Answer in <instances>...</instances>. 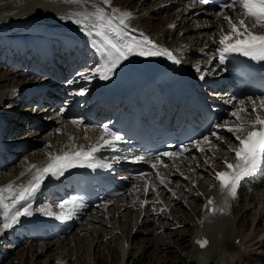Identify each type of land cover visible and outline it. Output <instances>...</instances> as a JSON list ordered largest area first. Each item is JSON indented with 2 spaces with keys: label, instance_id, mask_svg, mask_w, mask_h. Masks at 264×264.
Listing matches in <instances>:
<instances>
[{
  "label": "bare ground",
  "instance_id": "obj_1",
  "mask_svg": "<svg viewBox=\"0 0 264 264\" xmlns=\"http://www.w3.org/2000/svg\"><path fill=\"white\" fill-rule=\"evenodd\" d=\"M2 1L0 0V10L3 11L5 5ZM11 1L10 3H12ZM15 1L13 0L12 4H15ZM51 1L17 0V3L27 4L26 8L23 5L20 11H15L16 9L14 10L12 7V12L9 10L10 12L6 14L9 17L3 15L2 18H6L0 19L1 58L7 56V52L12 54V58L14 54H18V50L14 49L15 44H12V49H9V46L8 50L4 49L3 44L8 38L2 37L3 32L22 31L28 33L24 40L9 39H12L14 43H20L22 48L26 49L27 41L35 38L49 47L48 50L54 54L57 63L56 71L53 74L46 73L43 78L44 73L38 72L42 71V66L48 67L46 60L38 61L36 70L32 65L28 71L21 70L19 72L3 66L0 62V116L4 118V129L7 130V126L11 125V129L15 131V136L5 134L4 137L5 139L10 138L11 143L3 153L4 160L0 166V188L6 187L8 184H12L14 188L24 186L30 173H36L37 169L32 168V165L40 167L43 162L50 159L49 154L55 156L64 148L92 147L102 143L100 137L105 134L101 130L100 124L95 120L89 121L83 116L74 118V120L70 119L73 110L69 111V105L78 99L81 89L95 87L98 84L101 78L95 74V69L101 67L105 62V57L97 50L100 38L95 35L89 36L81 26H74L76 23L73 20L61 18L74 13H93L97 7H102L109 15H113L114 10H119L114 14L115 19L121 13L133 8L136 13H134L135 15L131 14L132 16L125 20V32L138 40H142L144 36L154 39V43L162 48H170L173 55L181 62L176 64L166 56L135 55L137 59L145 58L146 63L157 71L178 66L188 68L199 93L203 94V97L216 109L224 108L225 104L230 102L229 107L234 110L227 108L226 114L222 116L223 120L229 123V127H235L240 121L250 123L255 120V114H252V101H256L259 105V101L264 98L249 94H237L234 90L222 92V94L216 92L217 90L214 92L210 90L211 88L233 85L218 60L221 33L230 31L227 22L218 16L221 11H209L201 4L190 7L192 5L190 0H162L160 4L159 0H153V4L156 5V9L160 13L165 11L166 7L170 9L177 5L182 9H178L176 14L179 15L182 11L185 13V17L178 23L168 20L162 26L156 24L150 28L146 20L148 8L145 0L140 5L135 0L129 2L110 0L108 5L104 4L103 0H86V2H96L93 6L86 4L84 0H79V2L77 0H54L60 2L61 8L65 6V9L60 8V11L52 19L47 20L41 13L45 11L43 8L52 5ZM10 3H7L8 6L11 5ZM224 12L233 17L234 21L244 19L245 24L254 33L264 34V27L259 25L253 27L252 20L242 16L238 6L236 11L227 9ZM15 18L18 19L11 23L13 21L11 19ZM92 19L95 18L92 17L86 23L90 25ZM186 20L187 22L202 20L206 23L201 26L183 27L182 22ZM116 22L118 23V19ZM180 23H182V27L179 35L184 33L185 36L173 37V29ZM17 26L24 28L21 30L10 29ZM205 35H213L214 38L203 43ZM69 41L72 48L71 58L66 57L67 50L62 49ZM199 44H204V48H201L202 46ZM2 51L6 54L2 55ZM212 58L213 61H211ZM72 60L76 63V67L69 73L67 70L63 72L62 69L65 66L68 67ZM82 72L86 75L90 74L92 78L81 83L82 77L79 73ZM199 73L201 75L198 76ZM209 75L210 77L214 75V77L209 79ZM223 94L227 98L224 101L219 98ZM39 98L44 100L45 104L42 107L37 104ZM64 101L69 103H64ZM80 101H86V99ZM57 103L60 104L57 105ZM90 103L92 102L88 100L85 105ZM17 104H25V107L19 108ZM77 107L73 109L76 111ZM27 108L28 110H25ZM241 108L247 109V111L239 112L240 121H237L236 117L232 116V112ZM244 113H248L249 118L241 117V114ZM258 114L264 116V109H258ZM22 120L24 123L27 122L25 125L28 124L24 128V134H20L23 131L19 124ZM40 135L43 137L39 139ZM60 136L64 137L65 141L62 142ZM105 138L110 137L105 136ZM35 141H41V148L28 150ZM199 141L201 147L205 149L204 152L199 151L195 144H191L189 148L192 151L189 156L163 159L169 166H158L157 169L146 173L145 178L141 181L131 182L125 174L118 176L116 182L126 183L127 189L118 196L108 198L104 204L95 207V209L84 207L80 201L72 199L76 201V205L74 209L66 208L64 210L69 213L67 219L59 218L61 209L55 201L51 199H45L44 202L39 201V197L47 194L48 186H50V184L48 186L42 184L34 197L25 201L31 204L38 215H27L26 218L28 220L42 218L45 223L57 218L62 221H76V225L70 233L62 237L55 239L39 237L35 241L31 240L19 245H14L8 235V230L13 229L18 223L10 229L3 230L0 232V264H122V260L125 259L124 254H131L133 258L140 261L149 258L153 264H204L206 261L201 260L200 253L206 252L207 247L211 249L213 245L216 246L215 249L224 247L230 252L231 256L226 264H238L237 261L241 257L244 259L253 253L251 247L254 246L252 244L254 240L258 239V243L264 244V224L258 232H256L257 228L252 230L256 220L257 224L264 223V203L261 204V201H264V176H261V185L253 175L244 178L240 182L235 197L229 196L225 190L226 194L220 207L223 212L220 210L215 213L210 212L208 201L217 186L214 169L224 167L223 161H229L232 158L230 149L236 140L233 133L222 127L218 130L217 135L210 139V144L204 143L202 138ZM110 151L111 148L105 146L96 153ZM19 153H22L21 158L17 157ZM224 157L226 158L223 159ZM103 160L106 161L103 167L110 168L111 172L115 171V166L120 169H126L129 166L127 161L115 154H112L111 158L110 156L103 157ZM105 165H111V167ZM157 171L166 178L165 184H160L156 176ZM146 182L149 189L147 192L144 190ZM172 190L175 191V195ZM248 194L249 199L247 198ZM5 195L8 194L5 193ZM240 195H246L241 208L238 207L239 204L237 205ZM144 201H148V203L144 204ZM230 203L235 205L231 212V205L228 206ZM204 204L205 207H203ZM248 210H253L250 216L251 227L245 228L243 225L245 219L240 221L241 217L239 216L242 211L241 215L243 216ZM2 212L3 209L0 208V223L3 221ZM221 216L229 221V224L226 223L228 226L223 227L222 223L225 222H222L224 219L221 220ZM20 220L24 219L20 218ZM201 221L218 226L217 231L211 235L212 241L210 239V243L205 248L194 241V230L199 229ZM132 222L137 224L136 232L139 238V241L135 242L138 243L135 251L127 248L132 239ZM183 224L184 228H180V225ZM17 236L20 237L19 234ZM220 237H224L223 240ZM237 239L239 242L236 241ZM125 242L128 244L127 246H125ZM243 247L244 250H242Z\"/></svg>",
  "mask_w": 264,
  "mask_h": 264
},
{
  "label": "snow or ice",
  "instance_id": "obj_2",
  "mask_svg": "<svg viewBox=\"0 0 264 264\" xmlns=\"http://www.w3.org/2000/svg\"><path fill=\"white\" fill-rule=\"evenodd\" d=\"M77 2H79V0H77ZM199 2L207 5L211 0H199ZM103 3L108 5L110 4V0H103ZM237 6L242 16L252 20L253 27L257 25L264 27V0H231V3L223 4L221 8L236 11ZM117 11L119 10H114L113 15H109L104 8L97 7L93 13H74L67 17H61L62 19L73 20L76 24L81 25L82 30L86 31L89 36L95 35L100 38L97 50L105 57V62L101 67L95 69V74L99 75L101 79H109L114 70L132 55L166 56L176 64L181 62L171 51L155 44L147 36H144L142 40L130 37L129 34L125 32V20L131 16V13H121L119 17L114 19V14ZM218 16L227 22L230 29L228 33H221L219 40L220 46L218 48L220 64H224L227 57L233 53H238L255 60H264V34L254 33L245 24L244 19L234 21L233 17L226 15L224 11L219 12ZM92 17L95 18V23L90 28L86 21L90 20ZM117 19L118 23L116 22ZM197 71H199V68H197ZM79 75L85 80H90L92 78L90 74L86 75L83 72L79 73ZM85 92L86 89H81L79 94L84 95ZM252 105V114L256 115L254 121L250 123L240 121L238 113L247 111V109L241 108L232 112V116L236 117L237 121H240L235 127H227L225 124L214 125L216 128L223 127L226 128L228 132L233 133L235 140L239 144V147L230 149L234 153L237 162L228 163L227 160L223 161L226 168L230 171H221L215 174L216 179L220 182L221 190H227L228 195L231 197L236 196L240 182L247 176L253 175L257 169L264 164V117L258 114V109H264V99L259 101V105H257L256 101H252ZM74 123H77V121H74ZM246 129L247 131H245ZM241 133L244 134L241 135ZM104 134L105 135L100 137L102 143L93 145L87 151L79 150L65 152L63 155L55 156L49 154L50 163L44 168L40 169L37 168L36 165H32V168L37 169L36 175L26 187L20 186L19 188H14L12 184H8L6 187L0 188V208L3 209V221L0 223V232L10 229L15 224L19 223L20 217L31 214L30 205L23 208H17V205L24 201L31 200L40 189L46 176L63 175L64 171L77 166L95 168L97 164L94 153L105 146L115 148L116 143L122 140L119 134L112 132L106 125L104 126ZM213 135L217 134L213 133ZM105 136L110 138H105ZM204 143L210 144L211 141L205 137ZM195 147L201 152L205 151V149L201 147L200 141L195 143ZM183 151H188L187 147L182 149V152ZM182 152L157 153L151 160L147 159L145 155H139L134 158V161L150 162V166L153 169H157L158 166L168 167L169 165L164 162L162 157H179ZM205 162L207 163V161ZM105 166L111 167V165ZM143 175L145 174H142V176ZM156 176L160 184H165L166 178L158 171L156 172ZM144 190L145 192L149 190L147 182ZM5 193L8 195L6 196ZM173 195H175V193H173ZM143 203L147 204L148 201H144ZM213 203L214 201L211 199L208 201L209 205ZM75 205V200L61 202L58 205L61 209L59 218H69V213H66L64 210L68 206L74 209ZM210 210L213 213L217 211L215 207H212ZM220 211L223 210L220 209ZM197 243H199L201 247H205L208 241L200 240L197 241Z\"/></svg>",
  "mask_w": 264,
  "mask_h": 264
},
{
  "label": "rangeland",
  "instance_id": "obj_3",
  "mask_svg": "<svg viewBox=\"0 0 264 264\" xmlns=\"http://www.w3.org/2000/svg\"><path fill=\"white\" fill-rule=\"evenodd\" d=\"M4 1V2H3ZM2 1V3H3V5H5L4 6V8L5 9H3V11L2 10H0L1 12V15H0V19H5V18H2L3 17V15H5V16H7L6 14H8L10 11L9 10H11V9H13L14 8V10L15 11H20V9L23 7V5H24V8H26V6H27V4H25V3H22V4H20L21 2H19V3H17V0L15 1L16 3H17V5H16V3L15 4H12L13 3V0L11 1V0H3ZM8 1V2H7ZM10 1L12 2V3H10ZM38 2H39V0H37ZM115 1H124V2H129L130 0H115ZM144 0H135V2L138 4V5H140L141 4V2H143ZM160 1H162V0H159L158 1V3L160 4ZM6 2V3H5ZM54 2V3H53ZM84 2L86 3V4H88V5H94L96 2H86V0H84ZM116 2V3H117ZM144 2H146L147 4H146V7L148 8L147 10L148 11H146L147 13H148V15H146V20L148 21V25L150 26V28H153V26H155L156 24H160V26H162L163 24H165L168 20H172L173 22L172 23H175V22H180V21H182L183 19H184V17H185V13L184 12H182L181 11V13L178 15V14H176L177 13V11H178V9H182V7L180 6H177V5H175V6H172L170 9H167V7L165 8V11H162L161 13L158 11V9H156V5H154L153 4V0H145ZM10 3L11 5H9L8 6V4ZM19 4V5H18ZM51 6H49V7H46V8H43V9H45V11L43 12V13H41V15H43V16H45L46 18H47V20H49V19H52L53 17H54V15L55 14H57V12H59L60 11V8H61V6H60V2H56V1H54V0H52L51 1ZM118 5H119V3H117ZM150 4H152V5H150ZM162 4H164V3H162ZM2 5V6H3ZM21 5V6H20ZM17 6H19V7H17ZM8 7V8H7ZM13 7V8H12ZM1 8H3V7H1ZM61 9H65V6H62V8ZM13 10V11H14ZM133 10V11H132ZM153 10V11H152ZM14 11V12H15ZM108 11V10H107ZM176 11V12H175ZM11 12H12V10H11ZM122 12H124V11H122ZM125 12H127V13H129V12H132L131 14L133 15L134 13H136L135 11H134V9L132 8V9H130L129 11H125ZM152 12V13H151ZM3 13V14H2ZM32 13H35V12H32ZM131 15V16H132ZM135 15V14H134ZM162 15V16H161ZM10 16H14V15H10ZM130 16V17H131ZM7 17H9V16H7ZM19 18V17H18ZM18 18H15V19H11V20H13L11 23H13L14 21H16ZM89 21V20H88ZM11 23H9L8 22V24H11ZM183 23V27H186V26H201V25H203V23H206V21H202V20H197L196 22H187V20L186 21H184V22H182ZM182 23H180V24H178L177 26H176V28H174L173 29V32H172V35H173V37H178V35H179V31H180V28L182 27L181 26V24ZM92 24H94V23H92V22H90V25H89V27L92 25ZM188 24V25H187ZM74 26H81V25H78V24H74ZM84 31V30H83ZM5 33H7V32H5ZM3 34H4V32H3ZM184 33H181L179 36H181V35H183ZM183 36H185V35H183ZM214 38V36L213 35H205V37H203V43H207V41L208 40H210V39H213ZM176 39V38H175ZM3 41V40H2ZM6 42H7V40H6ZM4 43L3 45H4V49L5 50H8V46H9V49H12V46L14 45V41L13 40H11L9 43L7 42V43ZM16 43V42H15ZM9 44V45H8ZM13 44V45H12ZM199 46H202L201 48H204V44H199ZM17 47V48H16ZM205 48H206V46H205ZM14 49L17 51L18 50V46L17 45H15L14 46ZM3 55V54H2ZM195 57H198V55H195ZM89 61V60H88ZM88 61H86V62H88ZM211 61H213V58L211 59ZM85 65H87V64H85ZM66 68H67V66H65L63 69H62V71L64 72H66ZM45 76H46V74H44V77L43 78H45ZM214 77V75H212L211 77H210V75H209V79H211V78H213ZM223 92V91H222ZM222 92H221V94H222ZM220 94V93H219ZM220 98V100H222V101H224V100H226L227 98L225 97V96H223L222 95V97L220 96L219 97ZM222 98V99H221ZM224 98V99H223ZM226 98V99H225ZM61 103V102H60ZM60 103H57V105H59ZM20 106H22V105H19V107ZM24 107H25V104H24ZM42 107V106H41ZM229 110H234V109H232L231 107L229 108ZM241 117H245V118H249V116H248V113L246 114V113H244L243 115H241ZM70 119L71 120H74V118H71L70 117ZM248 121H251V120H249V119H247ZM22 122V121H21ZM24 123V122H23ZM25 123H27V122H25ZM25 123L24 124H22V123H19V124H21V128H23V131H24V128L26 127V126H28V124H26L25 125ZM27 129V128H26ZM21 132L20 134H24L25 133V131L24 132ZM18 133V132H17ZM43 137V135H40V137H39V139L40 138H42ZM60 140L63 142V141H65L64 140V137L62 138V136H60ZM34 144H32V146L31 147H29L28 148V150H33L34 148L35 149H39V147L41 148V141L39 142V141H35V142H33ZM27 150V149H26ZM22 155V153H19L18 154V156L17 157H22L21 156ZM19 158V161L21 160ZM226 157H224L223 159H225ZM179 171H181L180 169H179ZM258 184L259 185H261L262 184V180H259V182H258ZM172 193H175V191L174 190H172ZM244 197H246V195H240V199L238 200V202H237V205H238V207L239 208H241L243 205H244V201H243V198ZM249 197V194L247 195V198ZM246 198V199H247ZM249 199V198H248ZM42 202H44V200L42 201ZM264 203V201L262 200L261 201V204H263ZM230 212L231 211H233V209H234V207H235V205L233 206L232 205V203H230ZM67 209H70V208H67ZM246 212V211H245ZM253 212V210H248L246 213H245V215H241L242 213H243V211L241 212V214H240V216L239 217H241V219H240V221L241 220H243V219H245L244 221H243V225L245 226V228H250L251 227V225H250V216H251V213ZM194 218H195V216H194ZM224 219V218H223ZM222 219V220H223ZM222 222H225L224 224L222 223V225H223V227H225V226H228L227 224H229V221H227V219H224ZM227 223V224H226ZM259 224V226H257L256 227V225H258ZM257 224V220L255 221V223H253V227H252V230H255V228H257L256 229V232H258L259 230H261L262 228H263V222H259ZM135 225V226H134ZM131 226L133 227V231H132V235H131V243H130V245H128V249H131L132 251H135L136 249H135V247H137V245H138V243H135V242H138L139 241V238H138V236H137V232H136V230H137V224H133V222L131 223ZM180 228H184V224L183 225H180ZM251 231V230H250ZM251 232H253V231H251ZM223 238L224 237H220V239H222L223 240ZM236 241H238V239L236 240ZM134 242V243H133ZM239 242V241H238ZM259 241H258V239L257 240H254L253 242H252V244L254 245V246H252L251 247V249L253 250L252 252L253 253H251V255H249V256H247V258H240L237 262H238V264H264V244L262 245L261 243H258ZM214 243V242H213ZM221 243H222V241H221ZM137 244V245H136ZM133 246V247H132ZM214 246V247H213ZM212 247H211V249H209V247H207L206 249H207V251L206 252H204V253H200V257H201V260H203V262L204 261H206V263H204V264H226V262H228L227 260L230 258V252L228 251V250H226V249H224V247H219V249H215L216 248V246L215 245H213ZM120 248V247H119ZM122 250V249H121ZM242 250H244V247L242 248ZM209 251V252H208ZM206 253V254H205ZM125 256H124V260H122V264H126V262L128 261V264H153V263H151V261H150V259L149 258H144V260L143 261H140V260H136L135 258H133V256H131V254H129V255H127V254H124ZM202 255V256H201ZM92 256H93V253H92ZM122 256V255H121ZM205 258H204V257ZM94 257V256H93ZM92 257V258H93ZM128 257H129V260H128ZM207 259V260H206ZM146 262V263H145ZM202 262V261H201ZM236 262V261H235Z\"/></svg>",
  "mask_w": 264,
  "mask_h": 264
}]
</instances>
